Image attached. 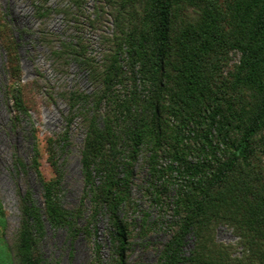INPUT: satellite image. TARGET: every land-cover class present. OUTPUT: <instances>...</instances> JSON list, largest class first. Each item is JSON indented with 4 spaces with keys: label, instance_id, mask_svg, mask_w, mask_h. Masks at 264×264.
<instances>
[{
    "label": "trees",
    "instance_id": "1",
    "mask_svg": "<svg viewBox=\"0 0 264 264\" xmlns=\"http://www.w3.org/2000/svg\"><path fill=\"white\" fill-rule=\"evenodd\" d=\"M27 1L40 21L59 14L69 25L102 33L98 55L81 37L43 38L53 62L79 64L93 90L64 97L66 131L48 141L53 179L43 176L34 146L30 168L44 206L30 190L19 194L12 264H46V223L66 229L73 243L81 233L91 237L101 217L110 225L114 257L103 261L96 245L92 264H127L137 229L125 216L140 161L143 196L159 216L152 221L145 213L137 235L145 239L160 228L169 236L156 264H264V0H93L91 13L89 0H62L61 8L52 0ZM1 20L19 122L29 117L33 83L21 84L17 45ZM76 119L85 128L83 193L70 210L63 205L61 159ZM15 163L26 169L18 157ZM221 226L237 245L217 241Z\"/></svg>",
    "mask_w": 264,
    "mask_h": 264
},
{
    "label": "rangeland",
    "instance_id": "2",
    "mask_svg": "<svg viewBox=\"0 0 264 264\" xmlns=\"http://www.w3.org/2000/svg\"><path fill=\"white\" fill-rule=\"evenodd\" d=\"M93 0H89L88 13L93 11ZM62 0H52L50 6L61 8ZM0 18L4 31L17 45L22 85L33 83L29 117L14 122L12 92L16 81L8 69V58L0 40V264H12L11 247L19 228V194L30 190L36 205L44 206L42 185L36 173L30 168L35 144L39 150V165L47 180L54 178V170L49 163L48 141L57 139L66 131L69 106L66 94L79 90L90 94L92 85L87 73L76 62L62 66L53 62L48 46L43 38L52 35L69 42L81 37L88 42L95 55L100 52L101 33H94L86 26L68 24L62 15L54 14L45 21L35 17L33 5L27 0H0ZM102 31L105 29L102 28ZM239 57H236L237 61ZM37 86V87H36ZM85 139V128L76 119L70 132V151L64 162L63 205L70 210L78 208L83 193L81 170V150ZM18 157L26 165L25 170H17ZM136 166L139 175L132 191L133 207L125 217L134 221L137 230L126 252L127 264H156L159 251L169 239L160 228L145 239L139 237L137 228L146 213L152 221L158 222V209L150 207L143 196L145 169ZM88 208V205H87ZM86 215L88 213L86 212ZM85 222L81 221V225ZM110 225L106 218H99L95 229H90L91 237L81 233L72 243L66 229L55 230L46 223V237L42 253L46 264H92L96 245L100 246V257L108 261L114 257L109 234ZM217 241L227 245H237L238 238L233 231L221 226L217 230ZM193 249L190 238L185 247L189 254Z\"/></svg>",
    "mask_w": 264,
    "mask_h": 264
}]
</instances>
